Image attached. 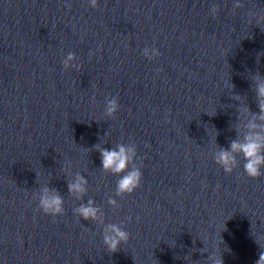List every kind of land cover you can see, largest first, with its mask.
<instances>
[{"label":"water","instance_id":"obj_1","mask_svg":"<svg viewBox=\"0 0 264 264\" xmlns=\"http://www.w3.org/2000/svg\"><path fill=\"white\" fill-rule=\"evenodd\" d=\"M112 97L119 107L108 116ZM118 143L136 145L142 179L131 194L117 195L123 173L101 166L99 148ZM77 174L87 181L80 199L67 187ZM44 187L63 197V213L38 207ZM89 200L100 219L73 212ZM108 223L130 234L114 253L103 243ZM0 264H189L114 0H0Z\"/></svg>","mask_w":264,"mask_h":264},{"label":"clouds","instance_id":"obj_2","mask_svg":"<svg viewBox=\"0 0 264 264\" xmlns=\"http://www.w3.org/2000/svg\"><path fill=\"white\" fill-rule=\"evenodd\" d=\"M67 6L70 7V5ZM89 6L96 7L97 0H89ZM239 6L238 2L233 5V7ZM217 11V6L211 8L212 15H215ZM142 52L149 59L160 55L155 47H144ZM73 59L74 54L69 53L63 60V64L67 67ZM255 79L258 81L256 93L259 112L252 113V119L246 123L245 128L247 130L242 137L237 132L238 138L231 140L228 148L218 147V150L213 154L215 163L225 173H231L237 167V155H241L244 160V173L252 178L264 175V172L261 171L264 168V80L258 75ZM235 98L238 99L239 97ZM118 107L117 98L112 97L111 99H107L105 112L108 116H113ZM246 110L250 111V109ZM96 147L99 148V145H96ZM99 151L103 170L110 171L113 174L123 173L116 183L117 195L131 194L140 185L142 179L140 168L134 163V158L137 154L136 145L134 143H118L112 149L99 148ZM129 165H131L130 169ZM86 184V179L82 175L77 174L75 179L68 183V191L71 194H75L77 199H80L82 194L86 192ZM63 203V197L59 192L56 189H50L48 187L42 189L38 198V207L43 213L52 216L63 213ZM108 203L113 207H118L115 199L110 198ZM73 212L84 220H98L101 215V210L94 205L92 200H89L86 204H80L73 209ZM102 237L107 251L114 253L120 249L122 243H126L129 240L130 234L120 225L108 223L103 227ZM257 244L261 249H264L259 243ZM207 261L209 264H224L220 250L218 255L216 252L208 253ZM254 264H264V251L259 253V259Z\"/></svg>","mask_w":264,"mask_h":264}]
</instances>
